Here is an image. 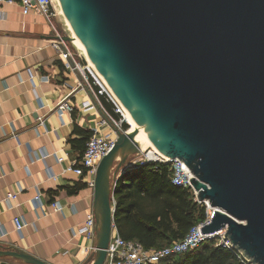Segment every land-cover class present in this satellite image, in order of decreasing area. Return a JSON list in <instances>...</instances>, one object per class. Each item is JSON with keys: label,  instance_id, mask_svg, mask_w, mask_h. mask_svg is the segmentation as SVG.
Here are the masks:
<instances>
[{"label": "water", "instance_id": "95a60500", "mask_svg": "<svg viewBox=\"0 0 264 264\" xmlns=\"http://www.w3.org/2000/svg\"><path fill=\"white\" fill-rule=\"evenodd\" d=\"M57 1L115 99L163 156L192 172L198 201L213 208L201 233L223 231L264 264V0ZM84 88L116 134L96 170L95 250L85 262L103 264L114 183L141 146ZM0 257L48 264L16 247L0 246Z\"/></svg>", "mask_w": 264, "mask_h": 264}, {"label": "crops", "instance_id": "0c3cea01", "mask_svg": "<svg viewBox=\"0 0 264 264\" xmlns=\"http://www.w3.org/2000/svg\"><path fill=\"white\" fill-rule=\"evenodd\" d=\"M59 15L57 10L51 20L23 15L17 0L0 4V226L7 232L0 246L16 247L48 264H85L93 252L85 248H94L95 239L73 236L72 229L93 215V188L68 168L79 154L68 139L78 137L75 126L99 133L110 127L94 105L83 107L89 95L55 49L57 37L69 33ZM64 99L73 110L60 117L56 108ZM76 183L83 186L70 192ZM9 191L17 195L10 207L4 201ZM38 192L42 204L35 207ZM54 201L61 210H53ZM16 216L27 223L21 235L14 231ZM0 260L25 264L12 257Z\"/></svg>", "mask_w": 264, "mask_h": 264}, {"label": "built area", "instance_id": "2783aa9c", "mask_svg": "<svg viewBox=\"0 0 264 264\" xmlns=\"http://www.w3.org/2000/svg\"><path fill=\"white\" fill-rule=\"evenodd\" d=\"M17 2L23 15L34 13L36 15L44 16L48 20H51L56 15L53 0H17ZM3 3L12 4L14 3V0H0V4ZM58 37H60V35ZM58 42L62 43L67 49V53H63L59 47V44L55 45V49L59 52L64 68L79 75V85L81 87L85 86L87 89H89L91 95L94 97L102 111L107 115L108 119L120 130H123L122 124L126 122V119H124L122 108L120 107L119 103H117L111 91L108 89L104 79L88 63V61L85 63L77 61L75 58H73L66 43L61 40H58ZM67 58H71V64L67 61ZM32 75V72L28 70V80L31 82L33 81ZM43 79L45 81L48 80L47 76L43 77ZM101 97H105L106 102L113 104L114 112L119 115L118 119H116L109 111L106 110ZM83 107L85 109L93 107V103L89 97L83 102ZM72 110L73 104L71 101L69 99H64L58 104L56 113L61 117L64 113L71 112ZM115 141L116 134L112 131V129H109V131L105 133H99L95 131L87 140L85 149L80 159L78 161H72L68 168L71 169L75 175L82 177L87 185L93 188L97 167L103 157L111 150ZM139 155H142V157L134 161L133 165L148 161L170 162L172 168V183L192 191L194 201L205 205L206 219L203 222L193 226L181 240H175L166 246L151 249L144 248L139 242L135 240L123 239L117 234L115 227L113 226L103 264H167L171 257L196 249L199 247V245H201V243L217 237H219L220 240L219 243H216L215 245H222L227 248L233 247L228 240L223 238V231L214 234L201 233L200 227L209 223L213 214V208L210 207L206 201H198L197 191L194 190L190 183V178H193V174L183 161H180L178 158L169 160L167 157L159 153H155L154 149L151 147H147L144 150L141 149ZM63 160L64 158L62 156L57 157V161L62 162ZM48 175L52 179H56L52 173L49 172ZM16 197L17 195L15 193L9 191L6 193L4 201L10 207L11 202L16 199ZM41 198L42 195L39 192L33 197L32 202L35 207L41 206ZM112 201L114 204V198ZM51 206L55 211L61 210L58 201L52 202ZM13 224L14 231L19 235H21L22 229L27 225L26 221L21 216L14 217ZM72 234L73 236L81 235L90 240L95 239V220L93 215L89 216L81 226L73 228ZM5 235H7V232H5L0 226V236L2 237ZM85 250L92 252L95 250V247L85 248ZM237 251V258L244 264H255L250 259H248L242 251L238 249Z\"/></svg>", "mask_w": 264, "mask_h": 264}, {"label": "trees", "instance_id": "16d2710c", "mask_svg": "<svg viewBox=\"0 0 264 264\" xmlns=\"http://www.w3.org/2000/svg\"><path fill=\"white\" fill-rule=\"evenodd\" d=\"M104 107L116 119L114 106L101 97ZM127 130V124H122ZM94 131L74 127L77 138L68 142L78 149L80 159ZM170 162L148 161L123 168L114 183V227L126 240H135L144 248H160L181 240L189 230L206 219L205 205L194 201L190 189L172 183ZM83 184L76 183L70 192ZM236 248L215 245L212 240L196 249L171 257L167 264H244Z\"/></svg>", "mask_w": 264, "mask_h": 264}, {"label": "bare ground", "instance_id": "6f19581e", "mask_svg": "<svg viewBox=\"0 0 264 264\" xmlns=\"http://www.w3.org/2000/svg\"><path fill=\"white\" fill-rule=\"evenodd\" d=\"M53 4H54V8L55 10L58 11V13L63 17L65 23H66V27L68 28V30L72 33L71 39H72V44H76L79 46L80 50H82L84 57L86 58V60L88 61V63L95 69L92 61L90 60V58L87 55V52L83 46V44L81 43L80 39L75 35V33L73 32V30L71 29L70 25L68 24L65 15L62 11V8L59 4V2L57 0H53ZM59 15V16H60ZM96 70V69H95ZM105 84L107 85L108 89L111 91L109 85L106 83V81L104 80ZM112 93V91H111ZM117 101V100H116ZM117 103H119L120 107L122 108L123 111V115H124V119H126V122L128 123V125L130 126V128L128 129L129 132L132 131H137V133L135 134V139L139 142L141 149L144 150L147 147H151L152 149H154L155 153H160V151L156 148V146L151 142V140L147 137V135L142 131V129L139 128V125L137 124L136 121H134V119L130 116V114L128 113V111L126 110V108L124 107L123 104H121L119 101H117ZM162 155V154H161Z\"/></svg>", "mask_w": 264, "mask_h": 264}, {"label": "rangeland", "instance_id": "374dc122", "mask_svg": "<svg viewBox=\"0 0 264 264\" xmlns=\"http://www.w3.org/2000/svg\"><path fill=\"white\" fill-rule=\"evenodd\" d=\"M66 35H71L72 36V33L69 31H67ZM70 36V37H71ZM67 47L69 48L70 50V53L71 55L73 56V58H75L77 61H80V62H85L86 63V58L84 57L83 55V52L82 50H80L79 46L76 45V44H70V43H66ZM123 119V118H122ZM125 124H127V122H125ZM128 126V129L130 128V126L127 124ZM111 129V128H110ZM142 157V155H133L129 158V163L133 164L134 161L140 159ZM133 166V165H132ZM219 240L220 238L217 237V238H214L213 239V242L216 244V243H219Z\"/></svg>", "mask_w": 264, "mask_h": 264}]
</instances>
